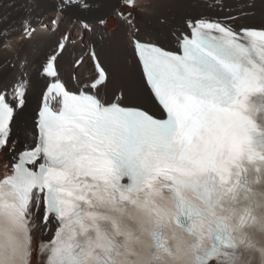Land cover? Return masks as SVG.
Segmentation results:
<instances>
[{"label":"bare ground","instance_id":"1","mask_svg":"<svg viewBox=\"0 0 264 264\" xmlns=\"http://www.w3.org/2000/svg\"><path fill=\"white\" fill-rule=\"evenodd\" d=\"M142 1L145 2L141 6L143 10L126 8L135 14L137 36L166 47H176L177 41L185 33L184 24L188 19L217 18L236 27L264 26V0ZM117 6L119 0H72L64 9L47 0H0V90L18 79L26 78L28 81L25 104L15 112L10 138L0 151V177L10 170L16 152L30 146L35 140L33 118L40 100V87L45 82L38 70L63 32L70 29L71 39L80 34L78 23H72L74 17L89 21L107 17V20L104 27L95 26L94 31L99 28L96 34L85 33L81 40L66 47L58 57L59 75L70 80L71 73L75 72L78 83H83L85 74L90 72L89 59L85 57L76 69H72L71 65L75 57L84 52L88 39L109 72L108 79L99 88L100 95L109 100L121 90L122 102L125 104L143 107L154 105L131 52L130 27L113 16ZM59 10L61 14L57 17V23L52 25L50 20ZM25 21L36 27L29 38H25L22 31ZM99 34L102 35L101 40ZM35 206V201H32L30 218L33 253L30 264H42L38 246L50 238L55 224L52 218L43 224L42 205L37 206L39 211L37 208L35 210Z\"/></svg>","mask_w":264,"mask_h":264},{"label":"snow or ice","instance_id":"2","mask_svg":"<svg viewBox=\"0 0 264 264\" xmlns=\"http://www.w3.org/2000/svg\"><path fill=\"white\" fill-rule=\"evenodd\" d=\"M160 74H161V73H160L159 70H157V71L154 73L155 76H159ZM37 211H39V208H37ZM41 222L47 224V221H45L43 218L41 219Z\"/></svg>","mask_w":264,"mask_h":264},{"label":"rangeland","instance_id":"3","mask_svg":"<svg viewBox=\"0 0 264 264\" xmlns=\"http://www.w3.org/2000/svg\"><path fill=\"white\" fill-rule=\"evenodd\" d=\"M71 21H72V19H71ZM72 23H74L73 21H72ZM74 24H76V23H74ZM14 144H16V143H14ZM21 147H24V146H21ZM9 148V147H8ZM10 150V149H9ZM10 151H13V150H10Z\"/></svg>","mask_w":264,"mask_h":264}]
</instances>
